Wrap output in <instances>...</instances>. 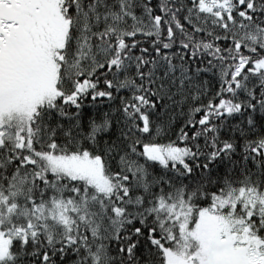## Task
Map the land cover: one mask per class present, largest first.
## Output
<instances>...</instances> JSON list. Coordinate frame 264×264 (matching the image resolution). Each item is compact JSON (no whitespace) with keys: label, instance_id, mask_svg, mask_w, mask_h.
I'll return each mask as SVG.
<instances>
[{"label":"snow or ice","instance_id":"snow-or-ice-1","mask_svg":"<svg viewBox=\"0 0 264 264\" xmlns=\"http://www.w3.org/2000/svg\"><path fill=\"white\" fill-rule=\"evenodd\" d=\"M0 264H264V0H0Z\"/></svg>","mask_w":264,"mask_h":264}]
</instances>
